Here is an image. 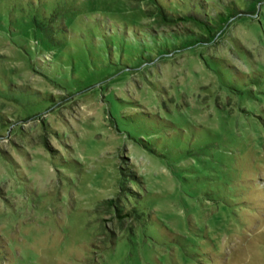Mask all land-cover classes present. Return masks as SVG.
<instances>
[{
  "label": "rangeland",
  "instance_id": "obj_1",
  "mask_svg": "<svg viewBox=\"0 0 264 264\" xmlns=\"http://www.w3.org/2000/svg\"><path fill=\"white\" fill-rule=\"evenodd\" d=\"M213 1L160 58L149 0H0V264H264V0Z\"/></svg>",
  "mask_w": 264,
  "mask_h": 264
},
{
  "label": "trees",
  "instance_id": "obj_2",
  "mask_svg": "<svg viewBox=\"0 0 264 264\" xmlns=\"http://www.w3.org/2000/svg\"><path fill=\"white\" fill-rule=\"evenodd\" d=\"M149 2L151 3L153 15L158 23L168 28V30L164 29L165 31H160L159 34L150 32L152 34L151 38L158 41V43H156L157 45L162 40L161 45H150L149 47L152 52H157L158 54L156 56L160 58L167 54H172L174 50L187 48L195 43L208 44L213 42L214 38L217 36V29L234 16L240 15V12H238L239 10L230 2L223 4V10L222 8L219 9L213 0L208 3L207 0H176V3H172V0H149ZM52 10H50V13H54ZM44 15H46V13H44ZM95 17L100 24V29L95 26V28H97V30L95 29L97 35L106 37L111 33L109 20L107 18L102 19V17ZM102 24L104 26H102ZM131 37L133 42L136 41L139 45L144 47V39H142L139 34L134 32ZM168 40L173 42L171 49L167 45ZM111 48L112 45H109L108 49L110 50ZM180 137L181 139L178 143L185 144V139L182 136ZM122 171L121 169L120 173ZM126 180L122 178L120 184L123 182L133 183L131 179L127 180L128 182ZM212 190L213 189H209V191H205V194H211ZM230 201L235 200L233 199ZM121 216V214H118L119 218Z\"/></svg>",
  "mask_w": 264,
  "mask_h": 264
}]
</instances>
